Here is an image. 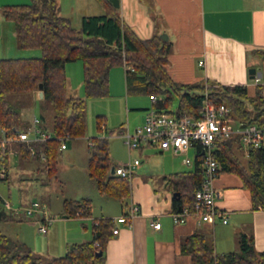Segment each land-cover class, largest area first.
Masks as SVG:
<instances>
[{"label": "trees", "instance_id": "trees-1", "mask_svg": "<svg viewBox=\"0 0 264 264\" xmlns=\"http://www.w3.org/2000/svg\"><path fill=\"white\" fill-rule=\"evenodd\" d=\"M97 2L104 13L84 16L79 28L69 17L59 13L55 0H32L28 4L0 8L3 18L15 25L18 46L41 50L39 57L0 59V131L6 137H14L29 128L21 110L7 100L8 93L38 91L42 84V100L50 103L54 114L53 129L49 131L52 137L34 142V155L24 142L11 145L22 160H39V170L54 180L59 170L62 141L86 136V101L70 94L66 72L67 63L78 60L82 63L83 87L88 98L108 96L110 71L122 66L125 68L127 94L156 97L152 108L159 112L198 119L203 110L205 92H208L210 99L232 109L234 119L244 123L264 122V84L249 88L210 81H176L169 69L170 40L162 39L159 34L149 39L140 38L123 21L120 9L110 0ZM254 55L264 62L263 50H255ZM175 100L177 106L172 109ZM103 123V116H98L99 130L104 128ZM89 145L88 171L96 188L101 194L123 202L131 196V182L111 173V168L119 165L110 161L109 138L95 136L89 139ZM237 149L239 152L243 149L239 137L216 139L214 155L219 162V174L239 175L250 191L253 207L264 209V145L250 148L248 156L237 153ZM8 159L6 154L2 162L7 168ZM203 180L202 155L198 150L194 169L163 177L168 188L176 193L175 197L172 196V210L193 209L195 192ZM64 212L69 217H90L91 200H65ZM14 220L0 197V221ZM114 226L112 218L94 219L91 240L67 244L63 256L47 260L24 241L14 239L0 229V264H105L106 247L114 236ZM239 245L238 251L218 254L206 234L194 232L181 239L180 250L191 257V264H264V251L255 249L252 237L242 235ZM98 251H102V255L97 256Z\"/></svg>", "mask_w": 264, "mask_h": 264}, {"label": "crops", "instance_id": "crops-1", "mask_svg": "<svg viewBox=\"0 0 264 264\" xmlns=\"http://www.w3.org/2000/svg\"><path fill=\"white\" fill-rule=\"evenodd\" d=\"M14 1L0 0V8ZM55 1L59 6V13L63 15L61 0ZM119 1L123 21L131 26L140 38L149 39L155 34L168 36L172 43L169 69L176 81H210L223 85H246L249 88L256 85L249 69L264 70V62L254 55L255 50L264 51V0ZM95 2L97 0H75L65 8L69 16H72L78 7L85 13L81 14L82 18L102 15L104 9ZM39 56L38 50L21 49L18 46L14 23L3 18L0 12V59ZM200 61H203V64H200ZM81 72L83 77V71ZM68 90L71 95L78 96L71 92L69 80ZM33 94L37 99H42L39 90ZM33 121H27L28 130L34 127ZM38 127L45 131L41 126V119ZM11 145L9 149L16 151ZM144 147L139 149L143 150ZM67 148L66 143L65 149ZM197 151L196 148V154ZM240 153L244 155L243 149H240ZM11 156L21 159L18 152L8 154V168L4 165L6 174L1 180L9 179ZM140 165L141 162L136 168ZM214 186L219 193L216 198L217 208L225 213L227 222L224 223L222 216H219L213 223H199L196 216H190L184 223L176 224L170 214L173 211L172 196L166 191V183L156 188L133 171L131 196L120 202V212L117 210L102 214L101 217L115 219L127 211L131 202L139 204L141 211L135 217L131 228L118 225L119 233L107 243L105 264H191V257L181 253L180 242L184 236L194 232L206 234L218 254L238 251L242 235L252 237L255 249L264 251V209L253 207L250 191L244 186L241 177L235 173L223 172L215 179ZM21 213L17 216L11 213L15 220L8 222L22 221ZM62 219L52 221L49 226L54 223L68 225L73 221L78 225L77 220L86 221L82 220L85 219L83 217L67 215ZM41 220L43 221V217ZM155 220L161 223V228L156 229L151 225ZM77 229L83 234H67L70 241H66L67 244L82 242L88 236L87 233L93 237V223L91 232L87 222L82 224V227L79 225ZM48 232L47 229L43 234ZM70 238L73 239L69 240ZM86 241L89 239L83 242Z\"/></svg>", "mask_w": 264, "mask_h": 264}, {"label": "rangeland", "instance_id": "rangeland-1", "mask_svg": "<svg viewBox=\"0 0 264 264\" xmlns=\"http://www.w3.org/2000/svg\"><path fill=\"white\" fill-rule=\"evenodd\" d=\"M96 1V0H94ZM32 0H15L14 4H28ZM63 4L62 14L69 17L77 28L81 25L82 15L85 14L78 9L72 16L67 14L65 6L75 0H61ZM78 2V0H77ZM97 3V2H95ZM97 5H100L97 3ZM82 14V15H81ZM38 50L41 55V50ZM81 61H72L67 65V77L73 94H77L86 101L87 133L85 137L71 138L66 141L68 148L62 150L59 157V170L57 178L50 180L45 172L39 170L41 163L38 160H22L17 157L10 159L9 179H0V196L9 200L14 208L29 206L32 202H39L47 211V216L53 221H61L65 215V200L79 201L90 199L92 204V215L85 217L86 221H78V225L70 222L68 225H48L49 232H39L43 224L42 213L23 217L19 222L0 221V229L8 236L24 241L36 254L50 259L60 257L67 250V234L81 235L83 232L77 229L82 224L88 223L89 231L93 220L100 218L102 214L113 213L121 210L118 200L101 194L96 188L93 178L89 176L88 159L90 152L89 139L95 136L109 138L110 161L113 165H126L130 161L138 159L141 165L134 169L143 180L151 182L154 187L164 186L162 177L172 173L189 171L195 167L196 148L191 147L187 154H174L172 152H161L157 146H145L143 150L133 149L129 151L123 133L129 131L134 133L145 124L146 115L152 109V98L148 95H128L125 84V70L122 66L112 68L110 72V94L106 97L88 98L85 96L83 87V68ZM82 77V79H81ZM82 80V85L80 81ZM7 100L13 106L21 110L25 121H32L34 117L41 119V126L45 131L53 129V109L49 102L37 99L33 92L8 93ZM177 101L173 103L172 109H176ZM98 116H103L104 128L97 126ZM237 153H240L238 149ZM189 158L191 165H184V160ZM170 196L173 192L166 187ZM50 213V216H49ZM81 220V219H79ZM50 227V229H49ZM84 240L92 237L87 233ZM73 238H70L71 240ZM82 240V242L84 241ZM80 242V243H82ZM73 244V243H68Z\"/></svg>", "mask_w": 264, "mask_h": 264}, {"label": "built area", "instance_id": "built-area-1", "mask_svg": "<svg viewBox=\"0 0 264 264\" xmlns=\"http://www.w3.org/2000/svg\"><path fill=\"white\" fill-rule=\"evenodd\" d=\"M203 64V61H200ZM254 83L264 84V70L258 69L253 77ZM157 98L152 97V102ZM232 109L225 105L216 103L210 99L208 92H205L203 110L198 119L188 116H176L173 113L159 112L155 108L148 111L143 127H139L134 133L126 131L123 137L129 148L139 149L146 146H157L162 152L171 151L172 153L187 154L191 147H196L202 155V170L204 180L200 188L195 192L194 208L185 207L181 211H171V217L176 224L184 223L190 216H196L198 222L213 223L215 219L222 216L223 222H227L225 213L219 211L216 205V198L219 193L215 189L214 181L219 175V162L214 155L216 139L239 137L243 147L244 154L249 155L250 148H260L264 145V122L244 123L231 117ZM39 118H34V127L27 131H21L14 137H6L0 131V178L6 174V169L2 163L6 154H16L15 150L9 149V146L15 142H24L28 144L31 155H34L35 149L32 146L34 142L48 140L52 137L49 131H43L38 124ZM66 148V140L61 143V149ZM41 158L45 157L41 154ZM140 164L138 159L130 161L126 165L115 167L114 175L123 177L131 182L134 169ZM185 165H191L192 161L187 158ZM5 210L19 215L21 212L25 216L31 217L37 213H42V225L38 228L39 232L46 233L48 225L53 221L47 216V211L39 202H32L29 206L14 208L9 200H3ZM139 204L131 202L128 209L122 215L113 219V234L119 233L118 225L127 227L133 226L135 217L140 213ZM79 216V213L77 214ZM151 225L159 229L161 223L153 221Z\"/></svg>", "mask_w": 264, "mask_h": 264}, {"label": "water", "instance_id": "water-1", "mask_svg": "<svg viewBox=\"0 0 264 264\" xmlns=\"http://www.w3.org/2000/svg\"><path fill=\"white\" fill-rule=\"evenodd\" d=\"M110 1L113 3V5L115 7H117V8L120 7V1L119 0H110ZM161 38L164 39V40H168V36L167 35H161ZM256 71H257L256 68H250L249 69V74H250V76L252 78L254 77V74L256 73ZM39 95H40L41 98H43V96H44V91H43V85L42 84L39 85ZM114 172H115V168L112 167L111 168V173L114 174ZM175 195H176V193H173V197H175ZM96 255L97 256L102 255V251H98V253Z\"/></svg>", "mask_w": 264, "mask_h": 264}]
</instances>
